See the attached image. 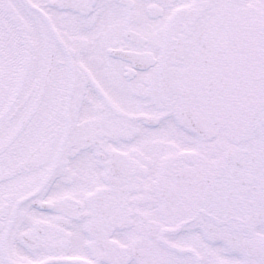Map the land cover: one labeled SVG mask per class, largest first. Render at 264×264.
<instances>
[{"label": "snow or ice", "instance_id": "1", "mask_svg": "<svg viewBox=\"0 0 264 264\" xmlns=\"http://www.w3.org/2000/svg\"><path fill=\"white\" fill-rule=\"evenodd\" d=\"M0 264H264V0H0Z\"/></svg>", "mask_w": 264, "mask_h": 264}]
</instances>
